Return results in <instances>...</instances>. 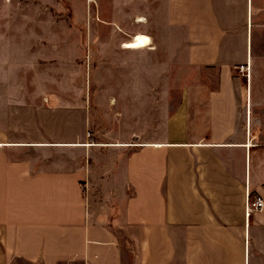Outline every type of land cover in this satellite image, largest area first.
Returning a JSON list of instances; mask_svg holds the SVG:
<instances>
[{
  "label": "crops",
  "instance_id": "obj_1",
  "mask_svg": "<svg viewBox=\"0 0 264 264\" xmlns=\"http://www.w3.org/2000/svg\"><path fill=\"white\" fill-rule=\"evenodd\" d=\"M148 1H137L140 16L129 15L139 27L133 34L145 31ZM155 4L179 58L206 75L196 86L204 101L192 112L179 106L165 134L156 127L128 131L115 144L88 142L79 103L71 105L70 125L67 101H0V264H264V144L250 126L251 106L260 100H252V85L264 73L254 65L264 0ZM109 22L120 25L117 16ZM133 39L136 49L150 45L137 48ZM246 60L247 79L237 70ZM146 106L138 101L139 122L147 121ZM94 148L124 155L109 193L122 206L118 216L92 200L88 178L96 161L83 160ZM246 190L263 200L247 222Z\"/></svg>",
  "mask_w": 264,
  "mask_h": 264
},
{
  "label": "rangeland",
  "instance_id": "obj_2",
  "mask_svg": "<svg viewBox=\"0 0 264 264\" xmlns=\"http://www.w3.org/2000/svg\"><path fill=\"white\" fill-rule=\"evenodd\" d=\"M137 1L0 0V101H67L70 125L75 122L71 105L79 103L87 118L88 142L115 144L128 131L155 127L165 134L179 106L192 112L194 103L204 101L203 88L196 86L206 75L193 72L179 58L178 43L169 41L170 32L161 24L157 0L148 1L150 16L143 17L146 24L141 26L145 31L132 33L139 30L129 16H140ZM113 16L120 25L109 22ZM132 37L149 38V48H134ZM121 43L128 51L120 49ZM259 52L260 63L254 65L264 66V35ZM139 67L145 71L139 73ZM259 76L261 81L251 89L252 100L260 97L259 105L251 106L259 123L252 118L250 126L259 131L256 142L264 144V73ZM138 101L147 105L145 123L138 121ZM128 107L130 115L124 112ZM90 151L84 152L83 161H96L88 178L94 205L118 216L122 206L109 193L124 155L114 148Z\"/></svg>",
  "mask_w": 264,
  "mask_h": 264
},
{
  "label": "built area",
  "instance_id": "obj_3",
  "mask_svg": "<svg viewBox=\"0 0 264 264\" xmlns=\"http://www.w3.org/2000/svg\"><path fill=\"white\" fill-rule=\"evenodd\" d=\"M239 73H241L246 79L249 77V61L237 67ZM263 209V200L259 195L250 196L247 190L244 192L243 197V218L247 222L252 215L261 212Z\"/></svg>",
  "mask_w": 264,
  "mask_h": 264
},
{
  "label": "bare ground",
  "instance_id": "obj_4",
  "mask_svg": "<svg viewBox=\"0 0 264 264\" xmlns=\"http://www.w3.org/2000/svg\"><path fill=\"white\" fill-rule=\"evenodd\" d=\"M137 23H141V22H144V19H142V18H138L137 19V21H136ZM148 40L145 38V37H137L136 39H135V46L137 47V48H140V47H145V46H147L148 45ZM128 47H129V45H128ZM149 48V47H148Z\"/></svg>",
  "mask_w": 264,
  "mask_h": 264
}]
</instances>
